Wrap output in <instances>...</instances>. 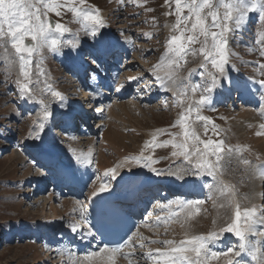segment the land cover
I'll return each instance as SVG.
<instances>
[{"label": "rangeland", "instance_id": "obj_1", "mask_svg": "<svg viewBox=\"0 0 264 264\" xmlns=\"http://www.w3.org/2000/svg\"><path fill=\"white\" fill-rule=\"evenodd\" d=\"M58 2L62 5L60 15L57 16L53 12H48L46 19L49 22L50 19H53L56 23H62L70 31L64 34L54 33L61 40L59 52H51L45 47L38 53L33 54L32 63L28 68L30 80L32 81L29 88L36 102L31 100L34 106L30 108V112L23 111L24 105L27 102L18 95L16 81L23 80V77L20 75L19 54L11 47V39L9 37H0V129H2V133H0V256H2L0 257V264H34L36 254H40L42 259L46 258V254L39 247L40 245H36L28 235L23 237L17 234V227L32 225L33 227L28 226L30 227L29 231L30 229L35 230L39 226V223L45 219V216V220L50 218L52 220L54 215L50 213L48 208V211L45 212L47 215L39 211L44 206L46 207L49 202L39 203V199L32 193L30 183H27L25 176L26 174H31V177H38L42 170L33 164V157L28 154L26 147H22V145H27V142L32 141L30 134L33 132V125L43 115V105L38 103L41 98L44 99L49 107L58 99L51 95L52 90L57 92L64 91L71 98L68 87H71L72 83L68 80V76L72 70L68 71L62 65L60 66V60L57 58L62 54L61 49L67 47L66 41L83 39L87 44H92L90 38L85 35L82 25L76 21L74 14L67 10L68 5L65 4V0H58ZM182 2H188V0H182ZM224 2H231V0H224ZM219 3L220 0H213V4L219 8V13L223 16L224 9L219 7ZM76 6L98 10L106 24V27L102 29V34H112L121 40L128 37L130 38L129 41L135 43V59H133L132 55V60L136 62L140 61L145 67L138 69L145 74H142V76H146L147 72L152 74H147L145 81L158 82L153 75L154 69L156 70V75L160 77L173 73L175 79H181L179 82L175 80L176 84L173 86L171 93L162 94L155 101L148 100V102L144 103H138L137 100L125 101L123 104L129 109L127 111H121V108L115 107L118 111L113 122L114 128L120 134L122 132L128 135L131 142L137 145L136 149H134L133 145H130V149H134H131V153L138 152V154L143 153L144 156L153 157L154 161H157L156 164L159 171L171 174V172L176 170L177 165L184 163L183 159L171 156L172 151L176 150L172 147L171 143L165 147H157L156 145L165 140H171L175 143L184 140L185 127L179 124L182 115L186 117L187 130L190 133L195 132L201 141L208 139H212L213 142L224 141L225 151L222 154L224 159L220 162L221 167L217 176L210 180L212 187L206 188L207 192L214 195V203L209 197L207 199V195L199 197L196 201H202L199 205L201 209L198 208V211L194 215L187 216L185 211H180L179 215H173V217L176 216L175 218L172 217L173 221L169 220V224L164 223L166 236L170 237L169 239L174 242L180 241L185 237L183 227L190 229L186 232L190 236H194L195 234L209 236L213 232L219 233L217 238L214 241L212 240L213 244L222 242L223 237L227 234L234 236V233H221L219 230L233 220L231 218L234 213L235 204L233 201H235V198H238V201L239 199L242 200L239 201L242 211L245 208H255L256 213L259 212V208H256L257 202L253 199V192L249 188L250 182L256 176L254 166L257 163H264V148L262 144L257 143V141H264V127H262L264 125V106L258 105L255 109L248 108V111H253L251 115H254L256 119L254 122L249 123L245 120L244 122L243 119H236L237 121H235L231 117L229 112L234 113L238 110L233 105L225 107L222 105L206 104L197 113L195 108L202 94V89L193 93L191 88L194 84H202L206 78V76L201 75L203 72L201 65L206 63L204 55L201 52L203 45L200 42L190 44L183 60H179L168 51L169 40L173 35L180 36V29L184 27L183 25H180L179 29L174 27L176 25L175 0H133V2L123 0V3L120 0H85L84 5H79L77 0ZM206 13L207 9L205 10ZM182 15H188L186 8L183 10ZM206 23H211L210 17ZM228 23L230 28L234 27V22L230 21ZM190 24L191 21L189 22V27ZM213 31L218 30L213 29ZM260 31H264V24L259 20V13L249 12L240 31L227 33L228 70L232 68L233 73L239 78L242 75L243 79L247 78V76H249L248 78L257 79L256 81L264 79V69L259 67V65L264 64V57L259 55L260 49L264 47V45L258 43V33ZM188 34L191 33H185V36ZM203 40L204 37L198 35V41ZM25 43L31 44L32 41L30 38H26ZM210 44L211 39L209 38V46ZM173 60H176L177 63L169 67V64ZM136 69V67H133L127 70L125 77L131 78L132 74L137 72L135 71ZM208 70H213L210 64H208ZM167 80L170 81L168 77ZM185 80H187V83ZM148 89L150 93L156 95L155 86L148 87ZM216 90L211 94V100ZM259 91L261 95L264 94V86H261ZM149 95L146 93L141 96L148 98ZM235 100L238 99L236 98ZM107 107L109 108L110 106ZM189 108L193 110L189 112ZM197 115L205 116L208 120H198ZM106 118L108 117L105 114L103 123H105ZM213 124L215 125V129L213 128ZM50 125H53L54 128L57 127L56 123L52 121H50ZM64 137H51L49 138L51 139L50 144L57 148L65 146L66 151L78 148L75 142L66 141L64 143ZM75 138L73 137V139ZM14 142L16 143L13 144ZM191 145L192 140L190 138L189 146ZM197 146L203 147L202 144H198ZM228 149H231V152ZM17 156H23L24 161L20 162L18 159L15 163H11V159L17 158ZM113 156L111 155L110 160L111 164L115 165L117 158H115L116 156L113 158ZM209 159L214 160L215 157H209ZM245 159L249 161L248 164L243 163ZM245 173L251 174L245 176ZM204 176L207 175L205 174ZM222 177L228 180L235 190L237 188L238 190L240 189L241 193H238L239 191L236 190V196L233 198V190L221 188L219 178ZM245 177H247L246 181ZM187 178L193 179L194 176L189 174L183 179L177 177L172 179L178 184L193 183L196 179L192 182H186ZM223 196L230 198L228 199L230 201L228 205L231 208V213L227 219L224 218L220 210L224 205L220 207L215 205L216 202L220 203ZM37 210L39 211L38 213ZM169 212L171 211L169 210ZM162 216L160 221L167 217L165 214L163 218ZM167 218L170 219V217ZM151 221L152 223L154 222L153 220ZM175 223H178V226H175ZM161 230H164V228ZM9 231H11L10 236L8 235ZM8 237H10L9 240L7 239ZM210 244L209 248L212 245ZM32 245H36L38 249L30 250L29 248ZM235 246L236 244L233 245L234 248H236ZM215 250L216 248H214V252ZM231 253L227 256L220 255L218 258L210 260V264H218L219 262V264H227L228 260L234 257ZM58 259L60 260H56L52 264H65L64 261L60 262V257Z\"/></svg>", "mask_w": 264, "mask_h": 264}, {"label": "snow or ice", "instance_id": "obj_2", "mask_svg": "<svg viewBox=\"0 0 264 264\" xmlns=\"http://www.w3.org/2000/svg\"><path fill=\"white\" fill-rule=\"evenodd\" d=\"M123 3V0H120ZM133 2V0H129ZM79 5H84L85 0H78ZM65 4L68 5L67 10L74 14V17L78 23H80L85 30V35L90 38L92 45L97 49L99 55L106 54V49L102 41L98 38L102 34V29L106 27L103 17L99 14L98 10L85 9L83 7H77V0H65ZM62 5L58 0H0V37H9L11 39V47L15 49V52L19 54L20 59V75L23 80H17L18 95L24 99L25 102L32 100L36 102L34 95L30 91L29 85L32 83L30 80V72L28 70L29 65L32 63V57L34 53H38L41 49L47 47L51 52H59L61 47V40L54 35V33L64 34L70 31L62 23L49 22L46 17L48 12H53L57 16L60 15V8ZM219 7L224 9L223 16L219 13V8L213 4V0H188V2H182V0H175V13H176V25L175 28L179 29L180 25L184 27L180 29V36L173 35L169 40L168 51L174 54V57L179 60L184 59L186 50L190 44L197 42L202 43L201 52L204 55L206 61L201 65L203 72L202 76H206L202 84H194L191 88L193 93L202 89L199 101L196 104L195 110L197 113L200 108L211 102V94L221 85L222 81L229 80V55L227 51L228 38L227 33L231 31H240L241 26L245 23L246 17L249 12L259 13V20L264 24V0H231V2H224L220 0ZM187 9L188 15H182L183 10ZM207 13L205 14V10ZM211 18V23L207 24L208 18ZM191 21L190 27L189 22ZM234 22V27L230 28L228 22ZM217 29L218 31H213ZM185 33H191L185 36ZM204 37L203 41H198V35ZM123 35V33H121ZM258 43L264 45V31L258 33ZM26 38H30L31 44H26ZM209 38L211 44L209 46ZM128 37H125V42H129ZM67 46L73 50L79 51L81 41L79 39L66 41ZM259 55L264 57V47L259 51ZM93 64H97V59H92ZM177 63L176 60L171 61L169 67L172 64ZM208 64L211 65L212 71L208 70ZM98 65V64H97ZM99 66V65H98ZM159 67V66H157ZM261 69H264V64L259 65ZM92 78H96V71L91 74ZM153 75L156 80H161L159 75H156V70H153ZM169 80L175 82V76L173 73H168ZM136 79V78H133ZM256 83L264 86V79L255 81ZM161 87L164 84L161 83ZM124 85L121 84L117 87L116 91H122ZM51 90V89H50ZM51 95L54 98H59L61 101V107L63 105V97L57 91L52 90ZM175 95V94H174ZM260 105L264 106V94L260 96ZM38 103L43 105L42 117L33 125V132L30 137L34 140H40L42 133L46 129L45 121L52 118L53 113L49 110V105L45 103L41 98ZM193 109L189 108V112ZM198 120L207 121L205 116L197 115ZM182 127H185L184 140L175 143L171 140H165L157 147H165L168 144H172V147L176 150L172 151L171 156L175 158H182V164L176 166V170L171 174L179 179H183L187 175L194 177H202L207 175L215 178L221 167V161L224 159L223 153L225 151V145L223 140L213 142L212 139L201 141L195 132L190 133L187 130L186 117L183 115L179 121ZM264 127V125H262ZM215 129V125L213 124ZM2 133V129H0ZM192 140V145L189 146V139ZM202 144L203 147L197 146ZM148 147V145H146ZM231 152V149H228ZM92 153L89 151L87 155L83 153L75 155L76 164L88 165L92 163ZM209 157H215L214 160ZM153 160L151 156H144L143 153L140 156L126 157L124 161L117 163L114 167L109 168L104 177H108L107 181L102 178L98 188H94L91 192V198L94 200L99 197L101 193L109 192L112 187V181H117L121 178L120 169L127 168L129 172H132L131 167L133 164L142 169H148L150 172L159 175V170L153 167ZM244 164H248V160L243 161ZM211 187V185H207ZM79 203V202H78ZM173 203L184 211L185 209H191L194 205L198 206L202 201H169L167 205L157 204L158 208H170ZM121 209L113 207L111 212L114 215H119ZM191 215V212L188 213ZM151 216V213L148 214ZM175 215V214H174ZM89 213L86 208L81 205L78 220L69 224V231L77 234L82 241L96 240L97 230L95 225L88 218ZM257 213L255 208L247 209L243 211L240 206L237 205L234 213V219L228 222L226 226L220 228L221 233H234L241 241L239 244L240 251L231 253L232 255L239 257L241 252L247 251L251 256L252 264H264V251L258 246L259 241H249L246 237V233H254L256 236L264 237V232H256L255 224H264V215H261L259 219H256ZM159 219V217H158ZM243 221V223H241ZM219 233L213 232L209 236L194 235L190 239L181 240L179 244H174L172 240H164L159 243H163L169 246L168 251L161 252L156 249L159 257L163 260V264H207L209 259H216L220 255H229V252L219 253L211 252L209 254L207 241L217 238ZM140 247H144L142 243L143 237L140 238ZM152 243H158V241H152ZM133 246V237L127 236L122 243H117L116 246L111 249L100 248L99 252H92L88 259L93 256H99L102 252L119 253L124 247ZM194 254V256H193ZM133 253L125 254V258H130ZM151 259V254H149ZM228 264H240L239 261L228 260Z\"/></svg>", "mask_w": 264, "mask_h": 264}, {"label": "bare ground", "instance_id": "obj_3", "mask_svg": "<svg viewBox=\"0 0 264 264\" xmlns=\"http://www.w3.org/2000/svg\"><path fill=\"white\" fill-rule=\"evenodd\" d=\"M107 34L108 33H103L98 38L100 41L103 42L106 51L109 50V49H113L114 45L116 43H118V40H119V39L117 40L116 37L108 36L109 34L108 35ZM80 41H81V46L79 48V51L73 50L72 48L71 49H67V48L61 49V53L62 54L60 56V62L62 61L61 65L63 67H65V68L76 67V64L78 62V57L83 54V50L86 48L84 46L85 41L83 39H81ZM119 41L122 43V50L121 51L123 52V55L132 54V52H133L132 51L133 50V48H132L133 44H131L132 42L129 41V42L126 43L125 42V38L122 39V40H119ZM91 47H93L91 52H93V49L95 51H97V49L93 45H91ZM133 59H135V58L133 57ZM133 67L137 68L135 70L137 72H134L132 74L133 76H131V78L127 77V79L129 81H131V83H130L131 85L134 84L137 87L138 86V82L140 80L139 76L141 75L140 71L138 69H141L143 67V65H142V63L140 61L136 62L135 60H132L127 65L126 64L124 65V69H127V70H130ZM228 71H229L230 82H229V80H224L222 82V84H221V88L222 89L219 90L220 92L218 94L217 93L214 94L215 100H214L213 104H215V103H218V105L225 104L226 101L229 99V97H231L234 94L235 90H238V92H240L242 94V96H243V98H245V100H247L248 97H249L250 99H254L256 101V104H259L260 103V101H259L260 100V95H261V92H260L261 90L259 91V89H260L261 85L258 84V83H254V81H256L257 79L255 80L254 78H248L249 76H247V78L245 77V79H244L245 83L242 84V83H240V80H239L238 76H236V74L233 73L232 68L229 69ZM125 74H127V72ZM125 74H124V76H125ZM167 77L168 76L164 75L163 77H161L162 78L161 80H159L156 83L151 82V83H149V85H157L158 86L157 90H160V92L162 94L171 93L173 91L172 90L173 86L176 84V81L175 82H173L172 80L168 81ZM133 78H136V79H133ZM66 80H67V78H66ZM175 80H178V82L181 81V79H178V78H176ZM185 81L187 83V80H185ZM241 81H243V80L241 79ZM112 82L117 83L118 84L117 87H119L121 84L124 85V88H123L122 91H117V94H118L117 97L120 98L121 96L126 94L127 89L129 88L128 86H125V84L121 80H119V81L118 80H112ZM62 83H64V82L62 81ZM105 83H106V81L103 82V84H105ZM161 83L164 84V87H161ZM233 87H235V88H233ZM74 88L75 87H73V85H72L71 88H69L70 92H73ZM59 93L63 97V105H64V107H61V101H60L59 98L56 101H54L53 104L49 107V110L53 113V116L51 118L53 120V122L56 121V118H57V116H59L60 113L61 114L63 112L65 113V111L69 112L68 106L70 104L74 103V101H72V102L70 101L71 98H69L67 96V94H65L64 91H59ZM143 100H145V99H143ZM104 101H105V98L103 96V97H101L100 102H104ZM134 105H136V104H134ZM33 106H34V104L31 102V100H29V101H27V104L24 105L23 111H25V110L29 111L30 108L33 107ZM129 106H131V105H129ZM115 107L118 108V109L121 108V111L129 110V109H127L126 105H124L122 102H120V104L114 103V105H112V107H109V108L107 107L106 108L107 110L104 109L105 111H104L103 115H102V113L100 114L99 109L96 110L95 112L92 111V113L89 114L90 116H92V114L94 113V116H93L92 120L95 119L94 120L95 122H98L100 116L105 118V113H106V117H108V118H106L105 123H103V119L98 122V126L100 127V129H99V131H98L96 136L91 135V133H89V134L88 133H84L83 135H79V137L80 136H84V137H80V138L78 137V138L73 139L75 141H69V142H73V143L75 142L76 146L78 147L77 149H74V150L72 149L71 151H66L65 148H64L65 146L64 147L63 146H59L57 148V147H54L53 145L50 144L51 143V139H49V138H51V136H53L52 133H57V130H55L54 132L52 131V127L49 124L50 123L49 121L51 120L50 119L48 121H45L46 129L42 133V138L40 140L32 139V141L27 142V145L24 144V146H28V147H26V151L29 152V153L31 152L35 156V159L40 158V157L43 158L44 160H42V161L38 160V163L40 165H42V166H46L47 167V165H49V164L51 165V164H54V163H59V166L54 165L53 167L51 166L50 168H51V172L53 174H56L57 176H59L61 178H63V177H71L73 179H76L77 181H81L82 183H87V182H89V180L91 178L96 177L97 182L94 183L93 185H91V187H90V191L92 192L94 190V188L99 187V184L101 183V179H98V176H96V174H95V170H93V168H92L93 164L98 167L99 175L103 176V178L102 177H100V178H102L104 181H107L108 177L104 178V173L109 168H112L117 163H120L121 161H124L126 157L140 156L142 154V153L138 154V152L131 153V151H132L131 149H133V148L130 149V147H131L130 145H133L134 149H136L137 145H135L133 142H131L130 137L128 135H125L122 132L120 134V132L114 128V123L113 122H114V118L116 117V112L118 111V109L116 110ZM251 113H253V111H248V109H245V107L238 108V110H236L234 113L229 112V114L231 115V117L234 118L235 121L243 119V121L245 120L248 123L249 122H254L256 120L254 118V115H251ZM63 128H66V127L63 126ZM63 141H64V143L66 142L65 140H63ZM257 143L258 144H262V146L264 148V141L263 142L262 141H257ZM89 151L92 153V157H91L92 163L88 164V165L76 164L75 155H80L82 153L84 155H87L89 153ZM111 155H114V156H116L115 158H117V162H115L116 163L115 165L111 164V160H110L111 159ZM114 156H113V158H114ZM61 157L64 158L63 161H61ZM18 159H19L20 162L24 161L23 156L22 157L21 156L20 157L17 156V158L11 159L12 160L11 163H15ZM39 164H35V165H38V167L43 168ZM257 164H256V166H254L255 167L254 168L255 169L254 173H255L256 176H255V179L254 180L252 179V182H250L251 185H250L249 189L253 192L252 193L253 194V199L256 200V202L258 203L261 200L264 201V166H261L262 164H258V165ZM152 166L157 168V164H153ZM130 167H131V170L133 171L131 176H130V178H129L130 181L133 180V177L135 179H138L137 184L134 185L135 189L137 188V186H139V184H141V186H143V185H146L148 182H151V181L158 182L159 184H165V183H169V182L174 183L175 182L177 184V186L179 187V189H184L185 190L184 192L196 193V192H201L202 191V194L204 193L203 185L201 184V181L198 178H196L193 183L178 184L174 179H172L175 176L173 177L171 174L164 173V171L163 172L159 171L160 174L157 175L155 173L150 172L146 168L145 169L138 168L134 164L132 166H130ZM44 170H45V167H44ZM123 171H128L129 172V170L127 168H121L120 169V174ZM254 173H253V175H254ZM253 175H251V176H253ZM120 179H122V176H121V178H118L117 181H120ZM25 180L27 181L28 184L29 183L33 184V182L31 181L32 180L31 174H26ZM187 180H185V181H187ZM219 180H220L221 188L233 190V192H234L233 193V198H234L236 196V190H238V188L235 190L232 187L231 183L228 180H226L225 178H223V177L219 178ZM117 181H112L111 182L112 185L116 186ZM199 188L201 189V191L199 190ZM48 196H49L48 200H46V202H49V203H47L48 205H46V207L44 206L42 209H40V210L38 209V210L42 211L43 214L47 215V213H45V212L48 211L47 210V208H48L50 210V213L54 214L53 215V219L51 220V218H50V219L45 220L46 219V216H45V219L41 223H39V229H43L45 227H48L49 226L48 224L52 225L51 229H53V227L56 228L57 227L56 226V221H58L60 219L61 215H63L64 218L60 219V222H64V223L66 222L68 224L72 223L74 221V219L73 218H69V217L70 216L74 217L75 215H77L80 212V209H77V207L75 206L76 204L74 203V201L71 200V199H66V200L61 202L59 197L54 199L55 196H52L51 193ZM208 197L214 203V201H213L214 198L212 196H210L209 194L207 195V198ZM228 199H230V198H228V196H223V198L220 201V203L216 202V204H215L218 207H220L221 205H224L220 210H221L222 215L224 216L225 219L229 218L230 217V213H231V208L228 205L230 201ZM240 200L241 199H239V201ZM169 201H172L171 198L168 199L165 203L162 202L161 204L167 205V203ZM176 201H183V200L180 197V198L176 199ZM188 201H192V199L188 200ZM239 201H238V198H235V201H233L234 204H235V207L233 206L234 207V213H235V209H236L237 205H239L240 208H241V204H239ZM218 203H219V205H218ZM172 205L173 206H171L170 208H168V207H166V208H158L156 205H154L155 209H157L158 211H156L154 213V215H152L150 218H148L146 220L147 221L146 225H144L143 227H141L138 230V234L137 235L140 238L141 237L144 238L142 243L144 245H146V250H148L146 256L149 257V254H151V255L153 254V255L151 256L152 257L151 260L146 259L145 258L146 256L145 257H141V258L140 257H134L133 261H137L136 264H138L139 261L141 262V264H163V260L159 257V254L156 252V249H159L161 252L169 250V246L168 245H165L163 243H159L160 241L170 240L169 239L170 237L168 238L166 236V234H165V232H166L165 231V226H163V225H165L164 223H168L169 224V220L173 221V218L176 217V216L173 217V215L175 213H177L175 215H179V213L181 211L176 206V203L172 204ZM172 207H173V209H172ZM198 208H200L199 205H198V207L196 205H194L190 210L189 209H185L184 211L187 213V216L189 215L188 214L189 211L191 212V215H194L198 211ZM261 209H263V203L259 207V212H258V215L256 216L257 220L259 219V217L261 215H264V209L263 210H261ZM38 210H37V213L39 212ZM167 210L168 211L170 210L171 211L170 213H172V215L168 216V214L166 213ZM181 212H183V211H181ZM186 213H184V214L186 215ZM234 213H233V217L231 219H234ZM164 214L167 215V217H170V219H168L166 217V218H164L163 220L160 221L161 216L163 215L162 216V218H163ZM219 214H220V212H219ZM222 215H221V217H222ZM65 217H66V220H65ZM158 217H159V219H158ZM178 219L180 220V218H178ZM151 220H153L154 222L152 223ZM189 223H191V222L189 221ZM241 223H242V221H241ZM177 224L175 223V226H178ZM28 226L33 227L32 225H25L24 227H20V226L17 227V229L19 230V233H18V230H17V234H20L21 236L24 237L26 235V233L38 230V229H35V230H30L29 231L30 227H28ZM161 226H163V227H161ZM159 227H161V229L164 228V230L158 229ZM254 227H255V231L256 232H264V224L257 223V224H255ZM59 229H61V228H59ZM67 230H69L68 226L65 228V231H67ZM189 230L190 229L188 227H183V231H185V233H184L185 237L182 238L181 240L190 239L192 237V236H190V234L186 233ZM10 232L11 231L8 232V235L10 234ZM60 234H61V237L63 238V240H62L63 242L62 243H64L65 240L67 239L66 238L67 234H65L62 231H61ZM201 235L205 236L204 234H201ZM224 238H223L221 244L225 243L227 241L226 237H224ZM7 239L9 240L10 237H8ZM247 239L249 241H251V240L259 241L260 248H262V251H264V237H259V236H256L254 233H249ZM233 240L235 241L234 243L236 244V246H235L236 248H234L232 246L235 249V252L236 251H240V248H239V244L241 243L240 239L238 237L234 236ZM152 241H158V243H152ZM180 241H177V242L173 241V242H174V244H179ZM213 241H214V239H213ZM213 241L212 240H208L207 241L208 252H210V250L214 251V248H216L215 252H217V250H221V252H222L224 250V248L222 249V248L219 247L220 243L213 244L212 243ZM210 242H211L212 245L210 244ZM234 243H233V245H235ZM209 244L212 246L213 249L211 248V246L209 248ZM39 247L46 254L45 255L46 258L44 257V259H42V257H40V254H36L37 256H36V261L34 262V264H44L45 262L47 263L50 260L49 253H47V250H46L47 246H46V244H44L43 246L40 245ZM29 249L30 250L31 249L37 250L38 248H37L36 245H32V246H30ZM61 250H62V252H60ZM59 253H61V255H60L61 261L60 262H62V259H63L62 254L68 253V251L66 249V243H64V244L59 246ZM193 256H194V254H193ZM0 257H2V256H0ZM128 261H132V260H130L128 258L125 259V260L124 259H116V260H113L112 263L113 264H126V263H128ZM234 261H239L240 264H252L251 256L249 255V253L247 251L241 252V255L239 257H236L234 259ZM50 264H52V261H50Z\"/></svg>", "mask_w": 264, "mask_h": 264}]
</instances>
